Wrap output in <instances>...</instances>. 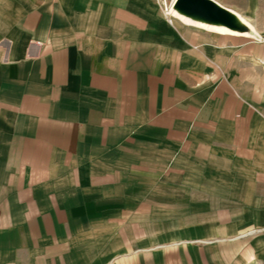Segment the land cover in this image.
I'll return each mask as SVG.
<instances>
[{
    "label": "crops",
    "instance_id": "crops-1",
    "mask_svg": "<svg viewBox=\"0 0 264 264\" xmlns=\"http://www.w3.org/2000/svg\"><path fill=\"white\" fill-rule=\"evenodd\" d=\"M173 1L0 0V264H264V0Z\"/></svg>",
    "mask_w": 264,
    "mask_h": 264
},
{
    "label": "water",
    "instance_id": "water-1",
    "mask_svg": "<svg viewBox=\"0 0 264 264\" xmlns=\"http://www.w3.org/2000/svg\"><path fill=\"white\" fill-rule=\"evenodd\" d=\"M174 7L190 16L238 28V25L232 21L230 12L218 7L211 0H174Z\"/></svg>",
    "mask_w": 264,
    "mask_h": 264
},
{
    "label": "bare ground",
    "instance_id": "bare-ground-1",
    "mask_svg": "<svg viewBox=\"0 0 264 264\" xmlns=\"http://www.w3.org/2000/svg\"><path fill=\"white\" fill-rule=\"evenodd\" d=\"M170 14H173L174 16H176L177 18H180L181 20H183L184 22H190V23H197L195 20H193V19H195V18H198V19H201V18H199V17H197V16H190V15H187L186 13H184V12H182L181 10H179L178 8H175L174 7V1L172 2V4H171V8H170ZM230 15H231V18H232V21L235 23V24H237V25H240L241 23V21H240V19L238 18V16H236L235 14H233V13H230ZM202 20H204V19H202ZM209 22V21H208ZM244 22V21H243ZM214 23H216V22H214ZM216 24H219V23H216ZM220 25H222V24H220ZM223 26V25H222ZM228 27V26H227ZM229 28H231V27H229ZM233 29V28H232ZM234 31H237L236 29L234 30ZM239 31V30H238ZM241 32V31H240Z\"/></svg>",
    "mask_w": 264,
    "mask_h": 264
},
{
    "label": "built area",
    "instance_id": "built-area-1",
    "mask_svg": "<svg viewBox=\"0 0 264 264\" xmlns=\"http://www.w3.org/2000/svg\"><path fill=\"white\" fill-rule=\"evenodd\" d=\"M161 2L163 4V11H164V13L167 14V5H166V2H165V0H161Z\"/></svg>",
    "mask_w": 264,
    "mask_h": 264
}]
</instances>
